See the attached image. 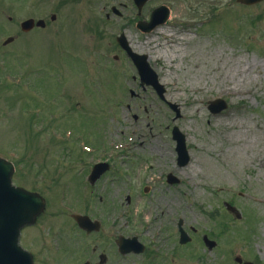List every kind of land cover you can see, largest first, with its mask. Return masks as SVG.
Returning <instances> with one entry per match:
<instances>
[{
    "label": "rangeland",
    "instance_id": "obj_1",
    "mask_svg": "<svg viewBox=\"0 0 264 264\" xmlns=\"http://www.w3.org/2000/svg\"><path fill=\"white\" fill-rule=\"evenodd\" d=\"M160 4L170 7V19L141 32L136 22L148 20ZM50 6L45 0H36L33 8L27 0H0V68L4 79L12 75L0 83L16 84L0 93V155L15 160L16 184L52 203L49 215L20 240L37 251L36 264H79L93 246L108 254L104 264H236L237 254L257 256L264 264V2L245 7L236 0H150L141 11L133 0H55ZM47 10L57 15L53 29L25 35L8 20L46 17ZM120 32L134 50L148 55L180 117L153 89L141 88L135 66L116 45ZM8 36L17 39L3 48ZM22 70L35 74L34 83H25ZM216 98L225 99L228 108L212 114L208 103ZM175 125L187 137L190 160L184 167L177 164L171 137ZM106 157L112 171L91 185L92 166ZM169 172L181 183L167 184ZM92 194L103 197L104 205ZM103 206L110 208L108 215ZM67 207L106 219L107 232L110 217L116 218L117 236L138 234L151 249L117 256L106 232L92 235L88 250L79 244L75 255L61 250L55 257L48 248L67 247L77 238L71 236L76 223L63 214ZM245 210L257 216L247 246L233 242V233L231 244L214 234L219 228L228 232L224 223L248 230ZM180 219L187 220L183 226L192 240L177 250ZM58 229L64 233L56 238L52 231ZM205 234L221 244L209 249Z\"/></svg>",
    "mask_w": 264,
    "mask_h": 264
},
{
    "label": "water",
    "instance_id": "obj_2",
    "mask_svg": "<svg viewBox=\"0 0 264 264\" xmlns=\"http://www.w3.org/2000/svg\"><path fill=\"white\" fill-rule=\"evenodd\" d=\"M139 5L146 0H137ZM243 3L253 4L262 0H239ZM164 13L168 10L161 6L153 11L151 22L148 25L140 24L143 29L154 27L163 22ZM42 22H38L41 24ZM32 19L25 21L24 28L31 27ZM121 45L127 50L129 56L137 66L142 83L152 85L158 94L163 98L164 88L158 82L157 74L151 69L147 62V56L138 55L131 51L124 35L118 38ZM223 100H217L211 103L210 109L213 112H219L225 108ZM174 137L178 141L177 150L181 158L188 159L185 148V138L177 128L174 129ZM14 172L13 164L0 157V264H33L31 254L25 252L19 245L21 229L32 225L37 218L45 211V200L39 194L28 192L23 188H15L12 185V176ZM250 264V263H245Z\"/></svg>",
    "mask_w": 264,
    "mask_h": 264
},
{
    "label": "flooded vegetation",
    "instance_id": "obj_3",
    "mask_svg": "<svg viewBox=\"0 0 264 264\" xmlns=\"http://www.w3.org/2000/svg\"><path fill=\"white\" fill-rule=\"evenodd\" d=\"M35 1L36 0H34V2H32V0H27V3H28V5L31 7V8H33L34 7V5H35ZM51 4V6H50V8L49 9H52V6L55 4V0H45V4ZM12 8H17V6H16V3H13L12 4ZM53 15H55V10H52V11H50V10H47V12H46V17H40V18H44V21H45V23H44V26H42V27H38V26H36V25H34L32 28H30L29 29V31H24L23 29H22V27H21V23H22V21L23 20H21V21H19V20H14L12 17H9L8 18V20L10 21V22H14V23H16L15 24V27H16V29H18V31H20L22 34H25V35H28V34H31L35 29H41V30H48V29H53V27L55 28V19H52V16ZM47 17H48V19H47ZM31 18V17H30ZM17 39V37L15 36V39H14V41ZM52 232H54L55 233V231H52ZM54 236V235H53ZM53 236H51V238L53 237ZM46 239H50L49 238V236H46L45 237ZM47 240V241H48ZM53 240H55V239H53ZM55 244V243H54ZM35 254V261H37V258H36V253H34Z\"/></svg>",
    "mask_w": 264,
    "mask_h": 264
},
{
    "label": "bare ground",
    "instance_id": "obj_4",
    "mask_svg": "<svg viewBox=\"0 0 264 264\" xmlns=\"http://www.w3.org/2000/svg\"><path fill=\"white\" fill-rule=\"evenodd\" d=\"M244 72H245V71H244ZM234 77H235V74H234V72H233V74H231V78H232V79H230V81H234V80H235ZM229 90L232 91V92H236V91H237V88H234V89H233V88H229Z\"/></svg>",
    "mask_w": 264,
    "mask_h": 264
}]
</instances>
